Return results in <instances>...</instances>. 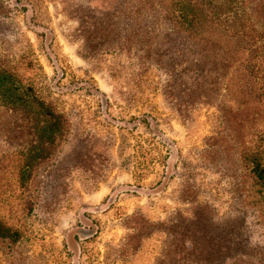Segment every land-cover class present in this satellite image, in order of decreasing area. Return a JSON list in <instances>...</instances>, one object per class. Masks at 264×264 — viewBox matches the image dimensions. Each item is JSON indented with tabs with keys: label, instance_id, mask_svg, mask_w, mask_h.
I'll return each instance as SVG.
<instances>
[{
	"label": "rangeland",
	"instance_id": "1",
	"mask_svg": "<svg viewBox=\"0 0 264 264\" xmlns=\"http://www.w3.org/2000/svg\"><path fill=\"white\" fill-rule=\"evenodd\" d=\"M167 3L0 0V69L68 125L22 184L32 130L0 106V218L22 233L0 239V264H264L250 129L229 118L227 77L197 78Z\"/></svg>",
	"mask_w": 264,
	"mask_h": 264
},
{
	"label": "trees",
	"instance_id": "2",
	"mask_svg": "<svg viewBox=\"0 0 264 264\" xmlns=\"http://www.w3.org/2000/svg\"><path fill=\"white\" fill-rule=\"evenodd\" d=\"M166 5L170 31L185 34L197 47L190 49L191 59L185 57L196 66L197 78L213 77L215 86L227 77L223 85L236 105L229 118L250 129V140L241 150L250 172L247 196L264 212V0H168ZM0 106L22 113L30 124L32 141L22 150L19 167V179L26 184L36 165L66 140L67 120L6 69H0ZM21 238L19 230L0 218V239ZM243 242H231V258L246 254Z\"/></svg>",
	"mask_w": 264,
	"mask_h": 264
}]
</instances>
